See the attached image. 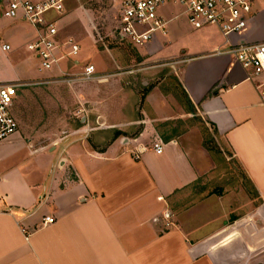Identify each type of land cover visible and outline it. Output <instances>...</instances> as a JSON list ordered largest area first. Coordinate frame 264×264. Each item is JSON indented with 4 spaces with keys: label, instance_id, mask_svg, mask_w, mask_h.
<instances>
[{
    "label": "crops",
    "instance_id": "1",
    "mask_svg": "<svg viewBox=\"0 0 264 264\" xmlns=\"http://www.w3.org/2000/svg\"><path fill=\"white\" fill-rule=\"evenodd\" d=\"M68 1L48 18L56 19L60 39L73 37L81 49L50 70L40 69L27 47L35 28L0 8V82L21 85L14 103L20 129L0 142V264H264V99L240 63L215 54L226 45L220 29L184 31L175 23L187 20L183 10L163 8L169 33L147 47L173 63L181 98L154 85L137 104L133 88L105 89L100 78L91 93L78 90L77 81L57 91L40 84L54 86L90 63L80 57L78 38L60 32L82 16L80 8L68 10ZM81 30L82 40L91 38L88 24ZM244 39L264 42V5ZM53 96H74L77 104L71 108L67 99L58 114L34 118L36 106ZM193 116L213 126L247 175L252 197L244 189L202 192L199 181L217 164L199 126L159 133V125ZM48 216L54 222L43 224Z\"/></svg>",
    "mask_w": 264,
    "mask_h": 264
},
{
    "label": "built area",
    "instance_id": "2",
    "mask_svg": "<svg viewBox=\"0 0 264 264\" xmlns=\"http://www.w3.org/2000/svg\"><path fill=\"white\" fill-rule=\"evenodd\" d=\"M67 0H0V8L8 18L23 19L31 24L37 34L28 44L34 53L40 69H52L62 58H75L80 52L79 43L73 38H59L56 19L48 18L51 12L63 13ZM117 32L122 41L142 48L159 37L169 33L170 20L163 14L167 5L182 8L189 24L200 29L216 26L226 39V45L219 47L216 55H227L240 63L247 73V80L253 83L264 99V42H250L244 39L258 8L264 0H117ZM4 49L10 45L4 44ZM63 54L60 55V50ZM99 77L94 64L88 63L78 75L64 74L60 81L71 84L75 81H90ZM16 83L0 82V142L16 133L19 122L14 113V103L18 96ZM156 152L163 151V143L154 144ZM162 198V197H160ZM166 227L174 223L172 214H163ZM155 220H158L155 219ZM54 222L53 217H45L43 224Z\"/></svg>",
    "mask_w": 264,
    "mask_h": 264
},
{
    "label": "rangeland",
    "instance_id": "3",
    "mask_svg": "<svg viewBox=\"0 0 264 264\" xmlns=\"http://www.w3.org/2000/svg\"><path fill=\"white\" fill-rule=\"evenodd\" d=\"M67 6L68 10L80 8L79 10L82 16L74 15L69 21L64 22L63 28H60V32L63 36H67L68 34L75 35L82 47L80 56L82 60L89 61L94 65H96V63L98 64L99 68H96L99 74L98 78L105 79L98 83V85H101L105 89L133 88L135 90L134 96H136L134 99L137 100V104L142 103L140 99L143 97V93H146V91L154 85H160L163 90L177 94V97L183 94L180 93L178 73L175 71L173 63L159 60L157 56L153 54V46L137 48L124 40L122 41L117 32V0H69ZM170 9L173 12H182V8L180 7H171ZM83 23L88 24L93 32L91 38H86L85 41L81 39L84 34V31L82 33L81 30ZM175 23H178L180 26L182 25L183 29H185L184 31H194V28L187 22L185 17H180ZM34 59L32 61L33 67L38 64V61ZM142 68H149L153 71L156 70V72L144 73V71H140ZM147 71L148 70H146V72ZM135 73H138V75H134ZM98 78H96V80H98ZM93 82H95L94 79L91 81H77L75 82V87L77 86L79 88L78 90L82 89L84 92L87 91L91 93L97 89V85ZM54 83L57 84L51 86L49 85L51 83H46L45 81L40 85L46 88H55L57 91H61L65 86L69 88L66 84H64L65 86L63 85V83L66 82L61 81L60 83L58 81ZM28 89H33V86ZM38 98L41 100V97ZM59 98L53 96L48 104H43V102L40 101L42 105H38L41 107H34L37 109L33 112L34 118L37 117L40 119L42 116L44 118L51 112H53V114H58V106L62 101L66 102L67 99L70 100L71 108L77 104L74 96H64L62 100L60 99L61 102H59ZM18 109L19 105H15L14 110L17 111ZM54 118L57 117L55 116ZM193 125H197L201 128L204 138L205 136L207 137V134L210 137H214L216 143H214V146L218 145L217 149L211 152L217 164L214 173L210 177H206L199 181V184L205 187L202 192L220 190L233 191L236 194L239 190L244 189L246 193L252 197L253 193L248 189L249 181L247 175L243 172L241 166L237 164L235 158L230 154L229 150H227V147L223 144L221 145V142L216 140V134L212 125H207L199 116H193L184 122L174 121L172 123L167 122L161 124L158 126V129L162 137H165L180 132L187 126ZM113 135L114 133L105 135L104 143L108 142Z\"/></svg>",
    "mask_w": 264,
    "mask_h": 264
},
{
    "label": "trees",
    "instance_id": "4",
    "mask_svg": "<svg viewBox=\"0 0 264 264\" xmlns=\"http://www.w3.org/2000/svg\"><path fill=\"white\" fill-rule=\"evenodd\" d=\"M119 134H121V132H117L116 136L119 135ZM214 143H215L214 137H210L207 134V137L205 136V138H204V145L210 152H212L213 150L217 149V147H218V145L214 146Z\"/></svg>",
    "mask_w": 264,
    "mask_h": 264
}]
</instances>
